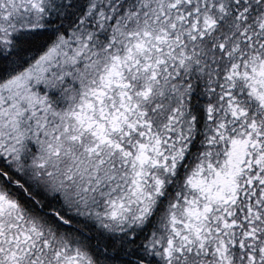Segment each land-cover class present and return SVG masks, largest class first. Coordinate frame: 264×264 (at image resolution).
Listing matches in <instances>:
<instances>
[{
  "label": "snow or ice",
  "instance_id": "1",
  "mask_svg": "<svg viewBox=\"0 0 264 264\" xmlns=\"http://www.w3.org/2000/svg\"><path fill=\"white\" fill-rule=\"evenodd\" d=\"M0 264H264V0H0Z\"/></svg>",
  "mask_w": 264,
  "mask_h": 264
}]
</instances>
